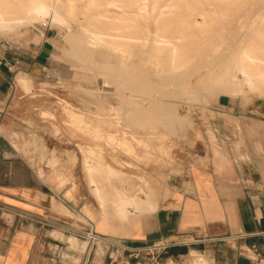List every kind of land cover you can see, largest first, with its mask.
I'll return each mask as SVG.
<instances>
[{
	"label": "rangeland",
	"instance_id": "1",
	"mask_svg": "<svg viewBox=\"0 0 264 264\" xmlns=\"http://www.w3.org/2000/svg\"><path fill=\"white\" fill-rule=\"evenodd\" d=\"M153 1L130 0L124 7L118 0H101L97 8H88L84 0H75V15L62 11L65 23L25 20L14 30L0 32L6 37L44 40L49 48L48 71L38 78L29 76L28 90L13 80L7 104L6 120L12 130L8 139L17 143L21 156L36 160L41 183L50 189L52 209L75 227L94 223L90 214L101 212L86 178V155L95 157L101 170L113 171L115 184L127 181L124 178L135 184L143 177L142 189L151 191L157 204L166 194V173L179 161L194 119L213 117L212 106L222 94L245 103H264L261 86L236 95L226 83L210 78L212 70L221 72L233 64L254 39V30L264 31V0H157L150 14ZM171 3L181 5L178 24H190L185 30L188 37L157 44L156 19L174 17ZM192 7L197 10L191 12ZM114 9L130 14L135 24L133 43L124 52L90 42V23L110 38L103 34L108 20L97 22L93 14ZM203 17L209 25L194 26ZM158 54L184 55L189 60L158 62ZM164 64L175 69L161 72ZM156 131L159 137L154 144ZM138 142L151 155L144 156ZM52 156L61 162L55 170L62 186L57 179L49 180L54 176L48 164Z\"/></svg>",
	"mask_w": 264,
	"mask_h": 264
},
{
	"label": "crops",
	"instance_id": "2",
	"mask_svg": "<svg viewBox=\"0 0 264 264\" xmlns=\"http://www.w3.org/2000/svg\"><path fill=\"white\" fill-rule=\"evenodd\" d=\"M48 58L44 40L0 35V264H125L128 248L164 241L180 245L155 261L141 252L129 264H264L263 102L220 95L212 106L215 115L196 118L188 128L183 153L166 173V194L157 204L151 191L142 189L143 177L135 184L124 178L122 191L137 195L122 210L125 216L112 220L100 216L101 210L90 214L94 223L75 227L52 209L36 160L21 156L8 139L13 80L28 90L29 76L48 71ZM140 145L144 156L151 155ZM48 164L54 173L49 180L62 186L55 171L61 162L52 156ZM88 229L99 239L89 242ZM117 247V260L109 258Z\"/></svg>",
	"mask_w": 264,
	"mask_h": 264
},
{
	"label": "bare ground",
	"instance_id": "3",
	"mask_svg": "<svg viewBox=\"0 0 264 264\" xmlns=\"http://www.w3.org/2000/svg\"><path fill=\"white\" fill-rule=\"evenodd\" d=\"M84 1L86 7L88 8H97L99 5L103 4L101 0ZM112 1L114 2L115 0ZM118 1H121V5L124 7L127 6L130 2V0ZM74 2L75 0H0V32L5 30H14L18 24L22 23L25 20L34 21L41 19L46 24L65 23L63 13L65 15L71 16L76 14ZM157 2V0L152 2L149 8L150 14H152V12L154 11ZM169 7L171 8V10H174V12H172V15L174 14V17L171 16L169 18H166L165 20L161 17H158V19H156V30L154 35L155 42H157V44L169 45L172 42L183 41L188 37L185 30L191 27L190 24H178V21L180 19L177 17L182 12L181 5L178 3H171ZM196 10L197 8L192 7L191 12H194ZM127 15V12L125 13L123 10L116 11L115 9L112 11H108V14L105 11H98L93 14L97 22L101 23L108 20V31L104 29L103 34H108L110 38H108L107 40L103 35L95 31L94 28L96 27V24L90 23V42L93 44L104 43L107 46H114L120 52L127 51V49L133 43V41L130 40V37L134 32L131 30L135 28V24L132 25L130 22V14L128 16ZM208 25L209 22L205 17H203L202 20H196L194 24V26H197L200 29L206 28ZM121 35L125 36L126 39H118V36ZM253 36L254 39L252 40L250 45L241 50L237 58L234 59L232 65H225L221 72L212 70L210 73V78L212 81L216 82L219 80L222 83H226L231 88L233 94L236 95L243 93L244 90H254L259 86L263 88L264 92V31L254 30ZM138 51L139 50H137V52ZM172 60L187 61L189 59L184 55L178 54L173 56H170L168 54L157 55L158 62H167ZM171 68L174 67H170V65L164 64L161 72L166 73ZM98 162L99 161L95 157L93 158L90 154L86 155L85 157V163H87L88 167L86 178L88 180L89 188L92 191V194L96 197L100 209L102 210L100 216L107 215L108 218H111L112 220L115 217L121 219L123 218V216H125L122 210L126 209L127 205L134 203L137 199V195L135 193L133 196H131L123 192L122 186H125L127 182L119 181L115 184L113 181H111L112 174H114V172L110 170L106 171V169L101 170L97 166ZM55 171L57 172V170ZM61 178L63 180L66 179L65 176H62V174ZM135 187L136 186L133 185L130 188L135 189L134 191H136ZM110 210H113L115 212V216L109 215Z\"/></svg>",
	"mask_w": 264,
	"mask_h": 264
},
{
	"label": "built area",
	"instance_id": "4",
	"mask_svg": "<svg viewBox=\"0 0 264 264\" xmlns=\"http://www.w3.org/2000/svg\"><path fill=\"white\" fill-rule=\"evenodd\" d=\"M45 26V25H44ZM75 231L81 232V230L73 228ZM243 236V235H242ZM86 237L87 240L89 242H94L97 239H99V236H97L92 229H88L86 232ZM179 243H175V242H156L151 246H148L146 248H139V249H133V248H128V252H129V260L125 262V264H129L130 258H135L137 259L139 254L141 252H145L147 253V255H149L151 258V261H155L157 260V258L163 254L166 253L167 250L171 247H175V246H179ZM118 253V247L115 250L113 255H110L109 258H114V260H117L116 258V254Z\"/></svg>",
	"mask_w": 264,
	"mask_h": 264
}]
</instances>
